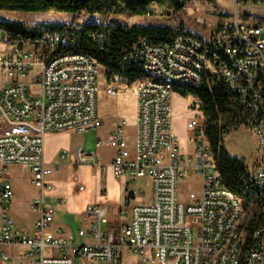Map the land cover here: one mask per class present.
Returning <instances> with one entry per match:
<instances>
[{
	"label": "built area",
	"instance_id": "built-area-1",
	"mask_svg": "<svg viewBox=\"0 0 264 264\" xmlns=\"http://www.w3.org/2000/svg\"><path fill=\"white\" fill-rule=\"evenodd\" d=\"M141 1L156 0H134ZM191 1L175 0L184 7ZM232 3L233 12L217 22L206 13L197 15L208 26L206 37L176 24L168 43L154 44L141 35L125 51V59L142 71L135 81L133 140L127 118L112 116V162L102 163L81 147L76 160L101 170L111 166L116 177H126L124 204L130 208L120 212L122 223L115 227L105 207L91 205L90 225L78 231L79 236H91L90 243L53 225L55 211L46 191L54 166L45 160L44 136L65 130L83 134L105 123L98 113L101 65L75 46L59 48L44 32L0 22L5 46L0 51V115L11 127L0 133V164L3 170L11 163L29 167L39 189L30 203L38 217L30 228H19L10 214L14 188L0 171V251L6 259H13L12 248L24 247L27 264H75L77 257L102 264H264V18L251 11V6H264V0ZM203 84L227 88L260 152L247 175L257 193L251 202L257 207V226L245 255L244 224L251 214L243 197L220 177L204 119L187 122L192 143L188 151L173 130L174 92ZM106 92L120 93L110 85ZM189 95L200 109V99ZM66 155L61 153L62 158ZM192 176L200 180V196L183 202L178 184ZM126 254L134 260L127 262Z\"/></svg>",
	"mask_w": 264,
	"mask_h": 264
},
{
	"label": "trees",
	"instance_id": "trees-1",
	"mask_svg": "<svg viewBox=\"0 0 264 264\" xmlns=\"http://www.w3.org/2000/svg\"><path fill=\"white\" fill-rule=\"evenodd\" d=\"M169 2L177 9L181 5L175 0H156L155 3ZM150 1L134 0H0V10L26 11V12H68L78 13L82 9L89 13L106 12L110 9L122 10L132 14L144 13ZM30 32L49 31L58 35L56 45L66 49L75 46L80 50L91 53L100 65L105 68L108 83L121 79L127 84L134 83L141 77L139 65L125 59V51L131 46L138 36H147L154 44H166L169 41L172 27L153 24H94L87 23L79 27L62 23L42 24V27H30L23 22L7 21ZM103 47V50L101 49ZM184 96L191 93L200 99V110L204 115V125L217 170L225 185L243 197L245 208L251 214V219L245 222L246 237L243 246L244 255L248 249L251 235L256 228L255 221L257 207L256 190L247 182L248 165L243 158L231 155L224 143L223 135L231 126L242 123L243 118L235 108L234 98L225 86L211 89L207 84L199 88L179 89ZM242 188V189H241Z\"/></svg>",
	"mask_w": 264,
	"mask_h": 264
},
{
	"label": "crops",
	"instance_id": "crops-1",
	"mask_svg": "<svg viewBox=\"0 0 264 264\" xmlns=\"http://www.w3.org/2000/svg\"><path fill=\"white\" fill-rule=\"evenodd\" d=\"M4 47V44L0 42V51ZM119 94L113 96L105 91L100 99L98 96V113L106 119L105 123L98 129L83 134L74 130L48 131L44 136L45 160L54 166L52 174L47 179L49 188L46 191L47 203L55 211L53 225L61 228L66 234L74 235L75 239L81 243L93 241V238L89 235H78L81 228H87L90 225L91 217L87 214V210L91 205L97 204L105 207L110 222L115 227L120 226L122 223L119 219L120 212L124 208H130V205L124 204L126 177H116L111 166H108L106 170H101L96 166L78 164L76 160V150L81 147L85 151L94 153L102 163L110 164L112 162L116 151L115 147L108 142L112 129L110 120L112 116L127 118V131L130 142L133 140L135 96H133L134 112L132 116L123 110L119 104ZM187 96H184L177 89L172 97L175 100L186 101ZM185 107L187 109L186 114L192 113L193 115L196 111L190 104H185ZM9 129H11L9 123L4 116L0 115V133ZM173 130L176 132L174 123ZM182 149L184 151L190 150L185 145L182 146ZM63 151L67 153L64 158L61 157ZM57 163H60L59 167H56ZM0 171H3L2 177L9 179L14 188V196L10 203V214L19 228H30L39 215L38 211L30 208L31 201L39 194L38 187L31 181L32 171L29 167L17 163L8 164L4 170L3 165L0 164ZM59 199H62L63 203H59ZM18 248L20 250L16 254L15 249ZM24 250V247L12 248V261L17 259L21 260V263L23 261L27 263L26 258L23 256Z\"/></svg>",
	"mask_w": 264,
	"mask_h": 264
},
{
	"label": "rangeland",
	"instance_id": "rangeland-1",
	"mask_svg": "<svg viewBox=\"0 0 264 264\" xmlns=\"http://www.w3.org/2000/svg\"><path fill=\"white\" fill-rule=\"evenodd\" d=\"M234 6L232 0H195L189 2L185 7L177 9L169 2L164 4L151 3L148 9L144 13L132 14L122 10L110 9L106 12L89 13L82 9L78 13L68 12H26V11H12V10H0V22L5 21H19L28 26H40L42 24L49 23H62L79 27L87 23L94 24H153L160 26L173 27L176 24H182L189 31L206 37L209 33L207 24L197 21V15L200 13H206L210 19H214L216 22L221 18L226 17L232 13ZM253 16H259L264 18V6H251ZM48 35L55 43L58 41V35L49 31H43ZM264 36V35H263ZM99 82V99L103 93H105L108 85L116 87L120 94L118 96L119 104L127 113L133 116L134 104L133 96H135V82L127 84L121 79H117L112 83H108L105 75V68L101 65V73L98 76ZM185 104L196 109L195 113L186 114L187 110ZM173 123L176 128L175 134L178 137L180 146L192 147L191 141H189V129L187 128V122L192 117H196L201 121L204 119L203 112L194 107L192 96H187L186 101L171 99ZM223 143L227 151L236 156L243 158L249 170L255 164L256 159L259 157L260 152L257 147V141L252 130L243 122L237 126H231L228 132L223 135ZM30 173V172H29ZM28 175V173L26 172ZM201 193V183L198 177L192 176L181 180L178 184L179 199L183 202H191L193 200L192 195L197 197ZM20 248L15 249V252ZM127 262L134 260L131 255H125ZM0 264H27L25 261L21 263V260L14 259L8 260L4 257L3 251H0ZM75 264H102L99 261H89L85 259H75Z\"/></svg>",
	"mask_w": 264,
	"mask_h": 264
}]
</instances>
